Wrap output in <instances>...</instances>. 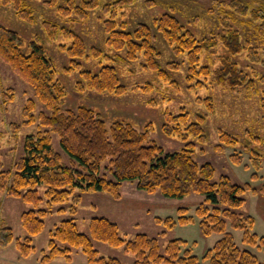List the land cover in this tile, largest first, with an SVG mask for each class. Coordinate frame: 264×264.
Segmentation results:
<instances>
[{"label": "trees", "instance_id": "obj_1", "mask_svg": "<svg viewBox=\"0 0 264 264\" xmlns=\"http://www.w3.org/2000/svg\"><path fill=\"white\" fill-rule=\"evenodd\" d=\"M59 1L49 0V4L55 5ZM65 1L67 8L58 7V15L62 18L76 13L85 17L99 2ZM133 2L134 0H115L114 8L116 10ZM1 4H13L20 17L31 23L35 21V13L27 6L24 8L23 0H0ZM108 4L106 7L111 3ZM228 5L235 13L223 12V26H227L225 20L246 14L255 23L254 34L257 40L264 39V5L247 8L241 0H231ZM44 24L50 39L53 38L54 26L50 22ZM114 24L113 21L107 23L110 33L107 43L116 49L126 48V62H130V65L142 55L145 59L142 66L157 72V79L165 83L168 79L167 68H175L177 62H169L167 68L163 69L162 49L157 47V41L155 44L151 26L140 23L134 33H129L125 31L126 25L122 23V31L116 34L117 26ZM156 24L161 36L173 47L172 53L176 57L187 54L191 70L195 69L201 55L209 51L208 47L213 38L194 34L169 14L156 19ZM65 33L69 39L72 38V46L67 52L72 58L71 70H76L82 67L77 60L86 56V47L83 39L71 32ZM240 35L239 30L229 28L228 35L222 39L232 54L247 49L252 64L264 65V49L246 47L242 44ZM97 51H93L96 58L101 55ZM0 57L34 89L49 111L48 114L42 112L38 116L41 130L24 138L22 155L15 159L11 169L3 170L0 166V192L21 199L32 207L21 216L27 236L15 239L12 229L3 227L0 229L2 246H8L15 240L21 255L28 257L35 251L33 237L43 231L45 219L55 206L67 203L69 211L74 215L83 195L104 192L120 200L122 185L136 183L139 190L148 193L160 191L164 197L170 199H182L191 194L200 195L202 202L197 206L195 216L199 219L202 234H219L222 238L202 257H198L182 239L170 241L162 251L158 240L146 234H138L133 240L124 239L120 235L119 226L107 218H93L89 224L90 235L82 233L74 219H67L50 234L48 249L41 262L49 263L58 257L70 261L73 249H82L89 264H122L117 258L100 256L93 244V241H97L115 248L123 247L127 254L134 257L133 264H264V259L261 260L249 249L264 255V235L253 233L255 218L240 212L246 203L244 195H258L259 192L264 195V186L255 189L250 184L239 185L228 176H221L214 182L215 168L211 164L200 165L194 160L193 144H188L190 146L181 152L165 153L161 146L151 141L150 132L154 129L151 122L142 130L133 123L120 120L112 122L108 127L104 118L86 105H80L76 110L62 109L65 91L56 79L55 66L45 47L37 41H31L25 49V43L17 32L4 26H0ZM102 62L96 72H82L84 86L100 92L119 95L126 93L127 86L121 83L118 66ZM222 64L221 70L215 73L220 84L235 87L248 82L247 88L256 90V81L253 82L250 76L259 77L262 69L252 68L253 71L249 74V71L240 72L228 60H222ZM259 82L264 84L263 75ZM143 89L155 93L157 88L149 81L144 83L141 90L144 91ZM4 96L6 95L3 94ZM34 109V102L29 101L24 111L27 119L25 125L36 122L32 114ZM201 113L188 123V113L177 116L168 109L165 112L163 130L175 136L187 131V136L191 134L202 142L205 116ZM15 135L19 134L15 132ZM53 135L58 136L61 149L70 159L69 165L54 150ZM220 139L223 147L230 146L235 150L242 148L237 138L230 133L221 132ZM244 154L249 155L257 168L264 162V149H254L248 142L247 149L243 148L241 152L234 153L231 158L234 163L241 164ZM104 165L106 172H103ZM254 178L258 179V176L254 175ZM64 211L65 208H60L59 213ZM178 212V222L167 221L170 227L177 223L188 225L194 222L195 218L188 214V209L181 208ZM228 225L232 230L242 231L243 248L236 243L234 234L228 231Z\"/></svg>", "mask_w": 264, "mask_h": 264}, {"label": "rangeland", "instance_id": "obj_2", "mask_svg": "<svg viewBox=\"0 0 264 264\" xmlns=\"http://www.w3.org/2000/svg\"><path fill=\"white\" fill-rule=\"evenodd\" d=\"M79 1L75 0L76 3ZM98 1L95 9L85 17L76 13L62 18L58 15V7L67 8L65 0H60L55 5L49 4V0H23L24 8L27 6L35 13L33 23L20 17L13 4L10 6L1 4L0 26L16 31L24 41L25 49L31 41H37L45 47L55 66L56 79L65 91L62 109L76 110L80 105H86L100 114L108 127L112 122L120 120L133 123L142 130L151 122L154 129L150 132V140L161 146L165 153L181 152L190 146L188 144H193L194 160L200 165L211 164L215 168L214 182L221 176H228L239 185L250 184L255 189H261L264 186V162L257 168L248 154L242 155L241 164L234 163L231 157L234 153L241 152L243 148L247 149V142L254 149H264V84L259 82L260 76H264V65L252 64L247 49L232 54L222 39L228 35L229 28H232L235 31L239 30L241 42L246 47L264 49V39L257 40L254 34L255 23L250 17L246 14L234 16L233 19L225 20L227 26H223L221 23V19H224L223 12L235 13L228 5L231 0H134L132 4L120 6L116 10L115 0ZM241 1L247 8L264 5V0ZM108 2L111 4L106 7L109 5ZM165 14L175 17L184 28L198 36L213 38L208 47L209 51L201 55L195 69L191 70L187 54L176 57L171 50L173 47L159 33L156 19H161ZM109 21H113L117 26L116 34L122 31V23L126 25L125 31L129 33H134L140 23L151 26L155 44L157 41V47L162 49L163 69L167 68L169 62H177L175 68H167L168 79L165 83L157 79V72L142 66L145 62L142 55L130 65V62H126L128 61L126 48L116 49L107 43L110 37L107 30ZM45 22H50L54 26L51 39L45 29ZM65 32H71L83 39L86 47V56L77 60L82 67L76 70H71L72 58L67 52L72 46L70 40L72 38L69 39ZM93 51L100 52L101 55L96 58ZM262 57L264 58V52ZM222 60L235 64L240 72L249 71L251 74L255 68L262 69L259 77L250 76L253 82L256 81V90L248 89V82L235 87L220 84L215 73L221 70ZM101 62L118 66L121 83L127 86L126 93L119 95L100 92L84 86L82 72H96L101 67ZM202 71L208 74H203ZM149 81L157 88L155 93L141 90L144 83ZM3 94L7 97H3ZM29 101L34 102L35 109L32 114L36 122L25 125L27 119L24 111ZM168 109L177 116L188 113V123L202 112L201 114L205 116L202 142L191 134L187 136L189 133L187 131L177 136L164 132L165 112ZM42 112L48 114L49 111L39 100L34 89L0 57L1 169H11L15 159L22 155L24 138L41 130L37 118ZM15 132L19 135H15ZM221 132L235 136L242 148L235 150L230 146L223 147L220 141ZM52 146L60 153L63 162L69 165L70 159L61 149L57 135H53ZM105 167L106 165L103 172H106ZM254 175H257L258 179L254 178ZM121 194L120 200L104 192L85 194L74 215L69 211L67 203L55 206L45 219L43 231L33 237L35 251L24 257L18 250L15 240L8 246H2L0 243V264H89L82 249H73L70 261L58 257L49 263L41 262L48 249L50 234L67 219H74L78 229L90 235V221L93 218H107L119 226L120 235L124 239L133 240L138 234H146L158 240L162 251L170 241L182 239L198 257H202L222 238L219 234L210 236L202 234L199 219L195 216L197 206L202 202V197L198 194H191L182 199H170L164 197L160 191L148 193L139 190L136 183H124ZM244 198L246 203L240 212L255 218L252 231L258 236H263L264 195L260 192L258 195L247 193ZM60 208H65V211L59 213ZM181 208L189 210L188 214L194 216V222L188 225L177 223L170 227L167 221L178 222L180 217L178 210ZM31 209L32 207L21 199L0 192V229L11 228L15 239L26 237L21 216ZM228 231L234 234L236 243L241 247L242 231L232 230L229 225ZM93 244L100 256L117 258L122 264L134 262V257L127 254L123 247L115 248L97 241H93ZM249 249L261 260L264 259L262 253Z\"/></svg>", "mask_w": 264, "mask_h": 264}]
</instances>
